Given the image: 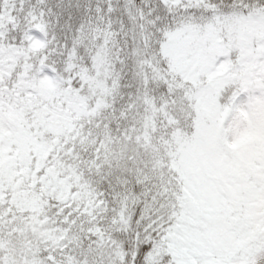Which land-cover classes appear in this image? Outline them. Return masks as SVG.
<instances>
[{"label": "snow or ice", "instance_id": "1", "mask_svg": "<svg viewBox=\"0 0 264 264\" xmlns=\"http://www.w3.org/2000/svg\"><path fill=\"white\" fill-rule=\"evenodd\" d=\"M0 264H264V0H0Z\"/></svg>", "mask_w": 264, "mask_h": 264}]
</instances>
